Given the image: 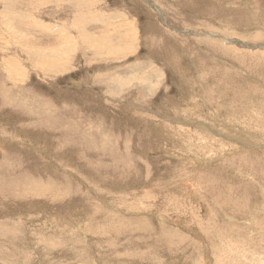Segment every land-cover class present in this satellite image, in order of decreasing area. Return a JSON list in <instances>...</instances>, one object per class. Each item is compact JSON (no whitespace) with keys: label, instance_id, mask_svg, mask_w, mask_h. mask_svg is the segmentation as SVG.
Segmentation results:
<instances>
[{"label":"rangeland","instance_id":"obj_1","mask_svg":"<svg viewBox=\"0 0 264 264\" xmlns=\"http://www.w3.org/2000/svg\"><path fill=\"white\" fill-rule=\"evenodd\" d=\"M0 264H264V0H0Z\"/></svg>","mask_w":264,"mask_h":264},{"label":"bare ground","instance_id":"obj_2","mask_svg":"<svg viewBox=\"0 0 264 264\" xmlns=\"http://www.w3.org/2000/svg\"><path fill=\"white\" fill-rule=\"evenodd\" d=\"M8 2V1H6ZM12 2V1H11ZM6 4V3H4ZM9 4V3H8ZM23 5H26V4H23ZM8 6V5H7ZM6 8V7H5ZM7 9V8H6ZM43 10V9H42ZM29 18V17H28ZM27 26V25H26ZM52 30V29H51ZM42 51V49H41ZM49 54L45 55V56H48ZM37 56V55H36ZM42 65L43 67H46V68H50V69H57L59 67V65H47V63L44 61V63L42 62ZM63 65V64H62ZM53 71V70H52ZM258 126V125H257Z\"/></svg>","mask_w":264,"mask_h":264}]
</instances>
